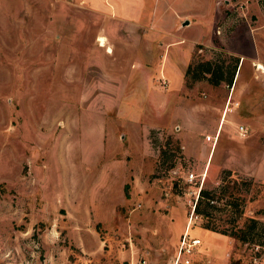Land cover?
I'll return each mask as SVG.
<instances>
[{
    "label": "rangeland",
    "instance_id": "rangeland-1",
    "mask_svg": "<svg viewBox=\"0 0 264 264\" xmlns=\"http://www.w3.org/2000/svg\"><path fill=\"white\" fill-rule=\"evenodd\" d=\"M128 22L161 31L136 47L149 45L145 58L158 74L160 51L176 87L191 61L226 65L239 52L250 61L242 40L264 25V0H0V264H172L200 187L228 185L209 209L221 227L230 228L232 213L264 222V61L242 63L232 95L234 78L215 86L184 78L170 112L154 93L162 84L166 96V78L154 76L150 90L142 58L131 66L119 43ZM211 23L212 42L192 45ZM105 35L109 53L98 44ZM113 66L127 73L114 87ZM229 96L205 170L192 156L204 144L191 121L202 138L213 134L212 106L224 108ZM155 118L180 125L146 128ZM193 221L189 233L203 239L204 218L194 213ZM215 235L226 248L206 252L201 242L193 264H264V246Z\"/></svg>",
    "mask_w": 264,
    "mask_h": 264
},
{
    "label": "crops",
    "instance_id": "crops-1",
    "mask_svg": "<svg viewBox=\"0 0 264 264\" xmlns=\"http://www.w3.org/2000/svg\"><path fill=\"white\" fill-rule=\"evenodd\" d=\"M181 15L182 14H180V15L178 14V16H180V18L182 17ZM182 19H184V18H181V21H182ZM131 24L132 23L128 22V29H129L128 32H129V34L125 36L122 33L125 37H123L122 35H119L118 37L121 38V39H119L115 35L116 29H114L115 33H113L112 36H114L117 39H119V43H121L123 45L124 53L126 54V56L128 58L127 60L130 59L131 62H132L131 66L134 64L133 61L135 60V57L140 56L142 58L141 66L144 68L143 73L146 76V82H148V87H149L150 90H152V87L154 88V86H155L154 83H155L156 80H154V76L155 77L156 76L157 77H160V76L162 77L163 76V78H166L167 87L169 86V90L165 94L166 96L163 97L162 94H161V91L164 90L163 85L161 83H160L161 86H162L161 90L160 91L156 90V91H154V93H156V95L158 96V100H159V102H158L159 104L158 105L163 107V109L167 108L169 106V107H171L170 112H173V110L175 109L176 105H174L171 102L169 103L168 98H169V95H170L171 92H175L176 90H178L179 87H182L185 84L184 83V71H183V65L184 64L182 65V68H181V71L183 72V73L181 72L182 77H181L180 82L178 83V85L176 87H175V84L173 83V78H172L171 73L165 69V66H164L165 63L163 65V58L164 57H163V54L160 53V51H159V54H158V56L161 59L159 61V66H158L160 74H158L157 69L151 71V67L152 66L154 67V63H153L152 59L150 58V55H149V57L145 58V55H147L146 49L148 48L149 45L146 46V47H142L141 49L139 47H136V45L139 42H146V41L150 42V40H152L154 42V41H158L159 39H162L161 31L158 30L157 28L156 29L153 28V26L151 24L146 26L145 29L140 23H138V24L137 23H133L135 25H131ZM180 24L183 25V22H179V24H177V26L180 25ZM212 28L213 27H212V23H211V26H209L207 31H206L209 36H207V38H205L206 39L205 41L201 42V41H197L196 40V41L193 42L192 45H194L195 43H202V44L205 43V45L208 46L209 42H212V38H213V30H212ZM118 30H119V27H118ZM253 31H255V32L252 35L253 37L251 38V40L250 39L242 40V44L243 45H248V44L251 45L252 52H251V54H247L249 59H251V60L248 61L246 59V57L243 56V55H245L244 52H239L240 54H238V56L240 57V62H239L237 71H236L235 76H234V81H233L232 87L230 89V94L231 95L233 93L234 88L236 89V81H237V76L239 74L238 69H239V67H241L242 63L244 61H247L248 64H250V66L252 67V65L254 63L255 64H261V61H259V60L264 61V57H263L264 56V46H263L264 45V25L258 26ZM124 32H126V31H124ZM104 37L106 39L105 44H101L100 42L98 44H99V46H105L106 52L109 53L110 50H111L110 45H108V43H107V41L109 40V37L107 35H105ZM144 37L147 38L146 41H142ZM155 60H156V58H155ZM185 63H187V61ZM107 69L110 71V73L113 76V78L108 81V84L112 83L111 86H113V87L115 86V82H112V80L115 81L116 75L122 74V75L126 76V74H127L126 71H124L122 68H120L118 66L109 67ZM174 69L176 70V73L178 74V72H179L178 69H176V68H174ZM197 82H199V81H196L194 83H197ZM194 83H192L190 86H192ZM164 86H166V85H164ZM211 86H215V85H211ZM244 88H246L247 91L248 90L251 91L250 85L248 83L244 84ZM143 100H144L143 103L147 104L148 106L149 105H154L152 100H151V98L148 99L146 97ZM153 100L155 101V103H157L156 99L153 98ZM109 108L118 109V106L117 105H112ZM190 108H194V104ZM160 112L163 113V114H160L161 117H164L163 115H164L165 111L163 110V111H160ZM226 114H227V111H226V113L223 111V104L220 103V104H218L216 106H212V111H211V115H212L211 119L212 120L211 121L214 124V128L212 130L213 134L218 133L219 129H221V126H222L223 121L225 120V115ZM223 116H224V118H223ZM191 122H192L191 123V133L194 134L195 137L198 140L203 142L204 145H203L202 148H199L198 150H196V152H195L196 154H193V155L190 154V155L200 159L202 161L201 163H202L203 169H205V170L207 169L208 170L209 165H210V161H211V158L213 156V152H214L215 148H211V147L209 148L208 144L210 142L208 140H206V138L205 139H204V137L202 138V136L200 135V127L198 126V124H196V123H198V120L197 119H193ZM178 124L179 123H177V122L174 123V121L171 120V118L169 120L161 121V122L155 118V119L150 120V121L147 120V124L145 126L148 129H154V128L158 127V126H162V127H171V126L175 127L176 126L177 127ZM115 130L116 129H114V131ZM181 134L182 133H180V132L178 133V136H180L179 138L181 140V146L183 148V152L187 153L188 145H187L186 141L188 140V138L186 137V134L183 133L184 134V135L182 134L183 136ZM206 134H210V133H206ZM194 145L196 147L198 144L195 142ZM186 224H187V222H186ZM185 227H186V225H185ZM201 229L203 230L204 236H205L203 238L204 240L203 239H201V240H202V243H203V247H205L204 250L206 252L212 251V250H217V249H222V251H223L226 248V246H223L221 248V246H220V242H221L220 238L221 237H218V236L215 235V234H218V235H223V236L226 237L225 234L218 233V232H215V231H211V230H209L207 228H204V227H201ZM217 240L219 241L218 244H216ZM225 242H227V241H224L223 243H225Z\"/></svg>",
    "mask_w": 264,
    "mask_h": 264
},
{
    "label": "trees",
    "instance_id": "trees-1",
    "mask_svg": "<svg viewBox=\"0 0 264 264\" xmlns=\"http://www.w3.org/2000/svg\"><path fill=\"white\" fill-rule=\"evenodd\" d=\"M239 59V56H230V62L226 65L224 60L203 59L191 61L184 70L186 85L190 86L192 82L201 79H205L213 85H218L222 81L231 84L239 65ZM222 180L225 179L222 178ZM227 186L222 184L217 189L200 187L194 203V212L204 218L205 221L202 226L212 231L228 234L243 243L252 242L264 246V222L255 217L248 216L241 220L240 215L236 216L232 213L231 217L226 218L227 222L231 224L230 228L221 227L217 223V219H212L209 209L215 207V202L223 198L217 193L219 189L226 190ZM225 203L230 204V201L228 200Z\"/></svg>",
    "mask_w": 264,
    "mask_h": 264
},
{
    "label": "built area",
    "instance_id": "built-area-1",
    "mask_svg": "<svg viewBox=\"0 0 264 264\" xmlns=\"http://www.w3.org/2000/svg\"><path fill=\"white\" fill-rule=\"evenodd\" d=\"M165 82V81H164ZM163 82V83H164ZM165 84V83H164ZM231 95V94H230ZM231 96L228 97L225 107L223 108V111L229 109L228 106L229 103H231ZM238 134L241 136H245L247 132V127L243 124L238 125L237 127ZM218 133L215 134H206L205 138L206 140L210 141L212 145H215L217 140ZM196 174H194L192 171H190L188 174H186L185 179L187 181H193L194 178H196ZM202 179H204V174L202 175ZM199 191V190H198ZM195 203V201H194ZM194 204L191 206L189 217L187 219L186 227L181 234L177 246V250L175 253V258L172 262V264H193V255L196 253L199 245L201 244V238L197 235H192L189 233L188 228L194 224L193 216H194ZM197 214V213H196ZM132 264H145L144 259H137Z\"/></svg>",
    "mask_w": 264,
    "mask_h": 264
},
{
    "label": "water",
    "instance_id": "water-1",
    "mask_svg": "<svg viewBox=\"0 0 264 264\" xmlns=\"http://www.w3.org/2000/svg\"><path fill=\"white\" fill-rule=\"evenodd\" d=\"M188 22L187 20L185 21V23Z\"/></svg>",
    "mask_w": 264,
    "mask_h": 264
},
{
    "label": "bare ground",
    "instance_id": "bare-ground-1",
    "mask_svg": "<svg viewBox=\"0 0 264 264\" xmlns=\"http://www.w3.org/2000/svg\"><path fill=\"white\" fill-rule=\"evenodd\" d=\"M227 110H225V113H226Z\"/></svg>",
    "mask_w": 264,
    "mask_h": 264
}]
</instances>
